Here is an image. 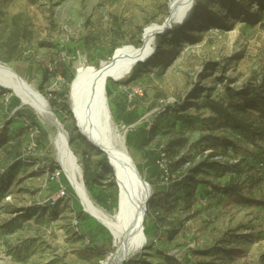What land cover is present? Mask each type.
Wrapping results in <instances>:
<instances>
[{"label": "rangeland", "instance_id": "obj_1", "mask_svg": "<svg viewBox=\"0 0 264 264\" xmlns=\"http://www.w3.org/2000/svg\"><path fill=\"white\" fill-rule=\"evenodd\" d=\"M260 4L196 0L191 19L157 37L147 63L122 81L109 80L115 96L131 99L140 116L132 126L113 120L119 132L127 137L146 126L148 148H166L181 181L206 182L189 196L181 181L169 187L152 181L168 204L156 201L151 211L176 216L183 225L172 237L173 229L149 223L144 263L133 258L124 264H264V119L260 111L239 108L251 101L237 95H264ZM168 8V0H0V61L45 96L69 133L76 126L61 91L72 75L61 63L74 59L71 48L88 44V51L78 53L75 73L91 65V57L99 66L123 45L140 46L143 30L163 23ZM129 85L144 94L131 97ZM227 116L253 133L235 130ZM56 136L11 91H0V264H106L111 255L100 253L103 240L92 239L79 225L86 213L59 165ZM212 137L249 153L236 155ZM72 151L85 185L84 165L93 176L99 172L100 181L86 185L95 186L91 194L97 199V189L112 177L104 169L105 157L78 138ZM129 151L147 180L144 156ZM219 164L233 167L225 173ZM96 201L105 204L102 197Z\"/></svg>", "mask_w": 264, "mask_h": 264}, {"label": "bare ground", "instance_id": "obj_2", "mask_svg": "<svg viewBox=\"0 0 264 264\" xmlns=\"http://www.w3.org/2000/svg\"><path fill=\"white\" fill-rule=\"evenodd\" d=\"M168 4L167 19L161 24L153 23L147 26L143 30L140 46L126 44L117 48L112 57L102 61L99 66H80L70 85L68 98L74 122L105 150L106 153L102 155L107 164L111 162L116 169L118 181L110 167L118 191L115 196L117 206L112 212L98 206L91 198L78 161L68 152L65 135L51 114L49 102L47 103L35 87L13 67L0 61V83L7 86L20 101L27 103L26 107L34 110L46 125L56 130L54 145L63 174L85 211L99 219L112 232L115 251L106 264H121L122 257L128 255V252H131L130 257H135L134 249L142 240L141 225L146 241L148 237L144 224L146 216L143 218L145 193L140 183L131 180L127 175L128 157L136 166L137 164L126 146L124 136L110 116L108 96L106 89L103 91V83L105 79L106 84L110 79L120 81L138 65L147 63L155 55L157 37L163 36L158 32L167 27L168 23L174 28L191 19L196 0H168ZM146 57H149L147 61L140 62V59Z\"/></svg>", "mask_w": 264, "mask_h": 264}, {"label": "trees", "instance_id": "obj_3", "mask_svg": "<svg viewBox=\"0 0 264 264\" xmlns=\"http://www.w3.org/2000/svg\"><path fill=\"white\" fill-rule=\"evenodd\" d=\"M263 16H264V0H261V4H260L259 10H258V15H257V21H261ZM71 50H72V53L74 55V59L71 60L69 62V64L61 63V69H63L64 72L70 71L71 75H72L71 78L64 84L63 89L61 91V96L65 102H67V100H68L67 96H68L69 91H70V85H71V82L75 76V72H74L75 60L78 58V53L86 51V50L88 51V44L84 41H81L77 45L72 47ZM90 61H91V65H94L96 58L91 57ZM111 90L112 89L110 88V84H109V80H108L107 84H106V92H107L108 98H110L112 101L111 114H112L113 120L115 121V123L117 125H119V124H124L126 126L134 125L140 118L139 113H138V109L135 107V105H133L134 108H131V104H129L127 100L123 101L121 98H118V96L113 95ZM0 91L2 93H8L9 92V90H6V89L1 88V87H0ZM237 95L241 97L240 98L241 102H243V99H249V101H251V103H249V106H248L250 108H248L247 106H243L242 104H239V108H243L245 111H246V109L247 110L250 109V110L260 111L262 113L263 119H264V95L263 94L257 93V98H255V99L250 98L251 94L249 92H237ZM64 110H65V112L68 113V115H70V116L72 115L71 114V108H70L69 104L64 105ZM16 115H19L18 111L16 112ZM227 118L232 122V126L235 130H243L245 134H248V132L253 133L252 127L247 126L242 120L237 119V118H233L231 116H227ZM30 119L34 120V117L30 116ZM135 129L136 130H131L129 132V134L127 135L126 146L128 147V149H133L136 152H138L144 156L145 168H146V172H147V180H148L149 184L153 185L152 181H156L158 184L162 185V181H161L162 172H161L159 165H158V161L161 158L162 153H166V155L169 159V168H170L171 172L174 174H178L177 180L174 181L171 185L180 182L181 181V173L174 168V163H173V160H172V157H171L169 151L166 148H162L159 150L148 148V144L150 142V131L147 130L146 126L137 127ZM75 133H76V135H75ZM69 136H70V140H71L70 145H71L72 149H74V147L76 145V138L80 139V141L83 144L90 146L88 144V142L82 136L79 135V133L77 134V130L75 127H73L72 130H69ZM210 140L214 143L219 144V146L232 148L236 155H240L242 153H244V154L249 153V150L247 148L241 146L240 144L230 142L226 138H219L218 139V138L212 137V138H210ZM219 166L222 169V171L225 173H228L230 171L229 169H231L233 167V166L224 165V164H219ZM137 167H138L139 172L142 175V170L140 169L139 166H137ZM104 169H107L110 172V174L112 173L110 167L107 164L106 158L104 160ZM83 172H84V175L86 178V185L87 186H89L90 183L99 182L101 179V176H100L99 172H97V171H96V176H93L94 174L90 170V167L88 166V164L84 165ZM61 175H62V173L59 174V176H61ZM111 176H112V174H111ZM52 181H55V178H53ZM181 183H182L183 189L187 191L189 196L194 195V192L196 190L198 183L206 184V182L203 180H201L199 182L192 181L191 184H189L187 181H181ZM171 185H169V186H171ZM169 186H163V187H169ZM94 187L95 186H91V188L88 190L89 193H91V189L93 190ZM58 189H60V185L58 186ZM97 190H98L97 197L98 198L102 197L105 200L104 205H101L98 201L99 205L103 209H105L109 212H112L117 206L115 196L117 195V192H118L117 189L115 188V182H114L113 178L111 177L109 182H107L102 187L98 188ZM94 199L97 200L96 198H94ZM156 201L161 203L162 205L168 204V198L163 196V194H161V193L154 192V195L148 204L147 213H146V217H145V223H144L145 224V234H146V236H148L147 225H149V223L153 226L162 224L163 227L167 226V228L173 229L172 237H174L175 235L178 234L179 229L183 225V222L176 216L169 218L166 215H161V214H158L157 212L151 211V204L156 203ZM86 215L87 214H84V216H85L84 218H87ZM153 216H154V219H153ZM79 225H80V227H82V225L80 223H79ZM103 229H104L103 230L104 239L102 241V246L99 248V252L103 253L106 251L107 254H112L115 251V246H113V239L111 240L112 236L107 229H105L104 227H103ZM142 257H143V253H139L134 257V259L139 263H144Z\"/></svg>", "mask_w": 264, "mask_h": 264}, {"label": "water", "instance_id": "obj_4", "mask_svg": "<svg viewBox=\"0 0 264 264\" xmlns=\"http://www.w3.org/2000/svg\"><path fill=\"white\" fill-rule=\"evenodd\" d=\"M170 26H171L170 23H168V26L165 27L161 32H158V34L160 35V34H164V33H166V32H169L170 29H171ZM148 59H149V57H146V58L140 59V62H145V61H147ZM0 87L4 88V89H6V90L11 91L7 86H4V84H2V83H0ZM105 89H106V79H105V81H104V83H103V91H105ZM38 93H39V95H40V96H41V97H42V98L48 103V101L46 100L45 96L42 95L40 92H38ZM106 93H107V92H106ZM26 105H27V103L21 101V106L25 107ZM48 105H49V104H48ZM49 109H50V111H51V114H52L53 117H54L55 123L58 124L59 127H61V129H62V131H63V133H64V135H65L66 147H67V149H68V152L70 153V155H71L72 157L76 158V160H77V157L75 156L74 152H73L72 149H71V145H70L71 140H70V136H69L68 131L65 129V126H64V125L62 124V122L59 120V118H58V116L56 115V113L53 112V108H52L51 105H49ZM108 111H109V113H110V116L112 117V114H111V110H110V108L108 109ZM75 126H76V128H77V130H78L79 135L82 136V137L88 142V144H89L92 148H94L95 150H97V151L100 152L101 154H105V153H106L105 150H103V148H102L100 145H98V144H97L92 138H90L87 134H85V133L83 132V130L79 127L78 123H75ZM124 138H125V143H126V137H124ZM55 139H56V138H55ZM54 142H56V141L54 140ZM77 161H78V160H77ZM58 162H59V161H58ZM59 165H60V163H59ZM108 166L112 168L113 173H114V175H115V177H116V180H117V175H116V169H115V167L112 166L111 162L109 163ZM127 166H128V168H127V173H128V174H127V175L130 177L131 180H133V181H137L138 183H140L141 187L143 188V192L145 193V196H146V200H145V203H144V213H143V218H144V216H146V213H147L146 204H147V207H148V204H149L151 198H152L153 195H154V191H153L152 186L149 184V182H148L147 180H145V178L143 179V178L141 177L142 175H141V173L139 172L138 167L135 165V163L132 161V159H131L130 157H128V160H127ZM117 181H118V180H117ZM83 211H84L87 215H89L90 217H92L94 220H96V221H97L100 225H102L105 229H107V230L109 231V233L111 234V236H112V232L110 231V229H109L105 224H103V223H102L99 219H97L96 217H94V216H92L91 214L87 213V212L85 211L84 208H83ZM140 234L142 235V240H141V242H140V245H139V246H136V248L134 249V250H135V255H134V256H136V255L139 254V253H142V252L146 249V245H147L146 243H147V241H146V238H145L144 233H143V227H142V225H141ZM113 246H115L114 241H113ZM130 251H131V250H130ZM129 253H131V252H128V255L122 257V259H121V264H124L125 262H127V261L133 259V256H131V257L129 256ZM111 255H112V254H111ZM111 255H110V256H111ZM110 256H109V257H110Z\"/></svg>", "mask_w": 264, "mask_h": 264}, {"label": "built area", "instance_id": "obj_5", "mask_svg": "<svg viewBox=\"0 0 264 264\" xmlns=\"http://www.w3.org/2000/svg\"><path fill=\"white\" fill-rule=\"evenodd\" d=\"M120 81H122V80H120ZM128 87H129V94H131V97H132V95H134V96H137V95L138 96H142L144 94V92H145V90L143 88H141L140 86L132 87V86L129 85ZM128 103L132 104V100L131 99H130V101L128 100ZM158 165H159V168H160V170L162 172L161 181H162V185L163 186H169L174 181L177 180V175L178 174H174V173L171 172V170L169 168V159H168L166 153H162L161 154V158L158 161ZM53 178H55V177H53ZM60 189L62 190L63 187L60 186ZM62 192L64 194L65 190L63 189Z\"/></svg>", "mask_w": 264, "mask_h": 264}, {"label": "crops", "instance_id": "obj_6", "mask_svg": "<svg viewBox=\"0 0 264 264\" xmlns=\"http://www.w3.org/2000/svg\"><path fill=\"white\" fill-rule=\"evenodd\" d=\"M112 93H113V95H115L113 87H112ZM134 130H136V129H134ZM90 195H91V193H90ZM91 198L93 199V201L98 206H100L99 203L93 198L92 195H91ZM82 217L83 218H82L80 224L82 225L84 230L89 234V236H91L92 239L100 238L101 240H103L104 239L103 226L100 225L96 220H94V222H92L93 220L90 221L88 218H84L85 217L84 214Z\"/></svg>", "mask_w": 264, "mask_h": 264}]
</instances>
